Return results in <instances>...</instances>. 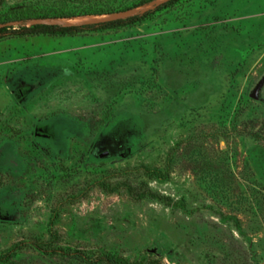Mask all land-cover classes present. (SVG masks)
<instances>
[{"label":"rangeland","instance_id":"1","mask_svg":"<svg viewBox=\"0 0 264 264\" xmlns=\"http://www.w3.org/2000/svg\"><path fill=\"white\" fill-rule=\"evenodd\" d=\"M92 1L0 0V26L98 22L163 0L32 18ZM105 255L264 264V0H182L62 36L0 32V264Z\"/></svg>","mask_w":264,"mask_h":264},{"label":"trees","instance_id":"2","mask_svg":"<svg viewBox=\"0 0 264 264\" xmlns=\"http://www.w3.org/2000/svg\"><path fill=\"white\" fill-rule=\"evenodd\" d=\"M153 0H94L90 5L95 8H86L85 10L74 12L73 8H61L58 12H52L49 15L32 16V18H66L85 14H109L114 12H123L140 5L147 4ZM182 0H163L153 8H150L142 13L131 14L126 17H117L108 20L81 23V24H68L62 25L57 23L37 22L29 26H21L18 28H9L7 26H0V32L15 36L24 35H38L44 34L49 36H62L68 34H75L87 29H113L124 27L143 22L151 17L154 13L161 9L169 8L175 4L180 3ZM90 7V6H89ZM105 258H97L106 264H124L126 260L123 257H115L113 255H105Z\"/></svg>","mask_w":264,"mask_h":264},{"label":"bare ground","instance_id":"3","mask_svg":"<svg viewBox=\"0 0 264 264\" xmlns=\"http://www.w3.org/2000/svg\"><path fill=\"white\" fill-rule=\"evenodd\" d=\"M104 15H85V16H76V17H66V18H58L57 21H64L68 23H79L84 21H90L96 18H102Z\"/></svg>","mask_w":264,"mask_h":264}]
</instances>
